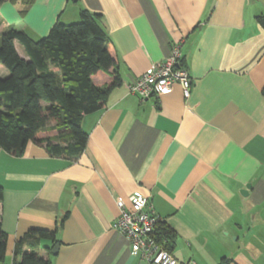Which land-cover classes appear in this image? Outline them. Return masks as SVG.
I'll return each instance as SVG.
<instances>
[{
  "label": "crops",
  "instance_id": "obj_1",
  "mask_svg": "<svg viewBox=\"0 0 264 264\" xmlns=\"http://www.w3.org/2000/svg\"><path fill=\"white\" fill-rule=\"evenodd\" d=\"M81 10L102 17L123 84L85 116L88 140L77 159L33 142L23 156L0 149L4 264L37 229L57 231L58 243L42 240L37 249L52 264H148L114 228L117 200L130 208L137 196L175 232L178 264H218L225 256L264 264V214L254 212L264 207V27L257 20L264 0H0V39L16 28L38 40L57 22L79 21ZM175 46L192 79L190 98L178 83L148 100L131 94L129 86ZM8 75L0 65V77ZM93 81L103 87L111 77Z\"/></svg>",
  "mask_w": 264,
  "mask_h": 264
},
{
  "label": "trees",
  "instance_id": "obj_2",
  "mask_svg": "<svg viewBox=\"0 0 264 264\" xmlns=\"http://www.w3.org/2000/svg\"><path fill=\"white\" fill-rule=\"evenodd\" d=\"M257 20L264 27V16ZM16 42L23 45L28 60L19 55ZM0 65L9 71L0 77V149L14 156H23L33 142L52 156L77 159L88 140L85 116L102 109L111 92L123 84L102 17L87 10H81L78 22H57L38 40L23 30H7L0 39ZM180 66L188 71L184 59ZM103 74H110L109 84L95 85L93 77ZM53 131L59 132L57 142L51 138ZM3 196L0 186V206ZM154 237L172 253L176 234L165 221L157 223ZM7 238L0 229L3 264ZM42 240L58 243L57 231L30 230L16 244L12 264H52L37 253ZM218 264L238 263L225 256Z\"/></svg>",
  "mask_w": 264,
  "mask_h": 264
},
{
  "label": "built area",
  "instance_id": "obj_3",
  "mask_svg": "<svg viewBox=\"0 0 264 264\" xmlns=\"http://www.w3.org/2000/svg\"><path fill=\"white\" fill-rule=\"evenodd\" d=\"M181 60V47H173L163 62L153 64L129 86L130 93L139 96L141 100H148L169 93L173 85L178 83L185 98L189 99L192 79L189 72L181 68ZM117 205L120 215L114 228L129 239L133 255L140 256L148 264H178L174 255L165 250L154 237L156 225L161 219L152 212L147 197H132L130 208L123 198L117 200ZM186 264L196 263L189 261Z\"/></svg>",
  "mask_w": 264,
  "mask_h": 264
},
{
  "label": "rangeland",
  "instance_id": "obj_4",
  "mask_svg": "<svg viewBox=\"0 0 264 264\" xmlns=\"http://www.w3.org/2000/svg\"><path fill=\"white\" fill-rule=\"evenodd\" d=\"M78 22V21H77ZM254 212H258V213H262L264 214V207H259L256 210H254ZM254 229H252L253 231ZM248 234V228L247 226L245 227V231L244 232H240L239 233V237H240V243L244 242V236H246ZM233 239L235 240V237H233ZM236 244L238 245V241L236 242Z\"/></svg>",
  "mask_w": 264,
  "mask_h": 264
},
{
  "label": "water",
  "instance_id": "obj_5",
  "mask_svg": "<svg viewBox=\"0 0 264 264\" xmlns=\"http://www.w3.org/2000/svg\"><path fill=\"white\" fill-rule=\"evenodd\" d=\"M250 189H251V184H248V185L246 186V189L242 191V194L246 196L247 194H249V190H250ZM58 250H59V245L56 244V245L54 246L53 250H52V253H53V254H56V253L58 252Z\"/></svg>",
  "mask_w": 264,
  "mask_h": 264
}]
</instances>
